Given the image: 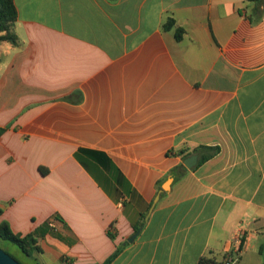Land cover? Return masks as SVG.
I'll return each instance as SVG.
<instances>
[{"label":"crops","instance_id":"crops-1","mask_svg":"<svg viewBox=\"0 0 264 264\" xmlns=\"http://www.w3.org/2000/svg\"><path fill=\"white\" fill-rule=\"evenodd\" d=\"M14 3L0 222L28 264H264V0Z\"/></svg>","mask_w":264,"mask_h":264},{"label":"trees","instance_id":"trees-1","mask_svg":"<svg viewBox=\"0 0 264 264\" xmlns=\"http://www.w3.org/2000/svg\"><path fill=\"white\" fill-rule=\"evenodd\" d=\"M18 19V11L14 0H0V42H9L17 44V35L14 32V25ZM174 21L171 20L167 27L173 26ZM182 30L178 31L177 37L181 38ZM208 157H203L200 163L207 160ZM3 214V209L0 207V217ZM112 236V235H111ZM10 242L15 244L26 256L34 257L35 254L42 251L38 239L35 235L20 236L15 234L8 223L0 222V247L2 243ZM3 249V248H2ZM6 251V250H5ZM7 252V251H6ZM8 253V252H7ZM117 253L111 256L103 264H111L115 259ZM200 264H219L214 261L201 259Z\"/></svg>","mask_w":264,"mask_h":264},{"label":"water","instance_id":"water-1","mask_svg":"<svg viewBox=\"0 0 264 264\" xmlns=\"http://www.w3.org/2000/svg\"><path fill=\"white\" fill-rule=\"evenodd\" d=\"M197 161H198V158H197V156L194 155V156H191V157L185 159L184 164L189 169H192L194 166H196ZM172 181H173V178H169L168 181L163 185V190H168ZM157 200H158V197L155 200L154 204L152 205L151 210L146 217V221L149 219L150 213H151L152 209L154 208ZM138 233H139V231L137 232V234ZM137 234L134 235L133 238H135L137 236ZM133 238L130 239V241L133 240ZM0 264H21V263L0 247Z\"/></svg>","mask_w":264,"mask_h":264},{"label":"rangeland","instance_id":"rangeland-1","mask_svg":"<svg viewBox=\"0 0 264 264\" xmlns=\"http://www.w3.org/2000/svg\"><path fill=\"white\" fill-rule=\"evenodd\" d=\"M2 248L14 257L21 264H28L30 257H27L15 244L10 242L2 243Z\"/></svg>","mask_w":264,"mask_h":264},{"label":"built area","instance_id":"built-area-1","mask_svg":"<svg viewBox=\"0 0 264 264\" xmlns=\"http://www.w3.org/2000/svg\"><path fill=\"white\" fill-rule=\"evenodd\" d=\"M49 226L53 228L54 227V222L53 221H50L49 222ZM244 234H245L244 233V230L243 229H239L236 232L235 236H234V243L237 246V252H238L237 254L240 253V251H241V249L243 247V244H244V241H243ZM238 259H239V255L234 256V257H230V258L227 259V261L224 264H236L237 261H238Z\"/></svg>","mask_w":264,"mask_h":264}]
</instances>
